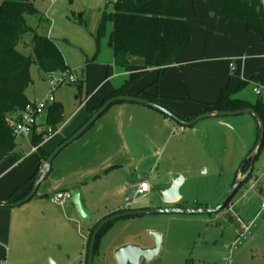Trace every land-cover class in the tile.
Returning <instances> with one entry per match:
<instances>
[{"label": "rangeland", "instance_id": "374dc122", "mask_svg": "<svg viewBox=\"0 0 264 264\" xmlns=\"http://www.w3.org/2000/svg\"><path fill=\"white\" fill-rule=\"evenodd\" d=\"M109 1L115 0H32L39 14L26 16L28 25L38 35L49 38L57 45L68 67L62 73L72 75L76 82L61 86L54 93L55 104L62 106V122L87 111L88 106L99 105L103 98L119 89L129 77L121 67H114L113 76L106 77L107 67L113 66L114 62L109 45L112 24L108 23L105 36L100 34V27L104 15L113 12V4ZM186 18L191 44L177 57V66L168 69L161 79L156 72L148 73L128 92L141 89L144 81L153 82L159 94L174 95L178 99L171 101L185 104L180 108L182 112H198L202 111L199 102H217L221 87L227 84L229 76H235L248 82V85L234 97L256 104L259 97L254 93V87H264V42L247 33L238 22L232 23L234 25L229 29L223 21L209 25L189 6ZM32 37V33L24 36L18 45L21 53L32 54ZM131 61L135 66L143 64L138 57ZM30 77L32 83L26 91L30 101L45 100L50 92L48 76L34 64ZM124 104L127 103L119 105L126 106ZM54 105L39 117L37 132L52 129L53 125L48 124V115ZM248 121L253 122L249 114L221 120L208 119L194 128H188L185 133L184 127L178 125L183 128L182 135L174 133L171 139H159L160 149L156 148L153 159L143 166L150 168L155 163L154 172L149 178L153 190L140 198L137 205L144 207L142 209L219 205L234 184L243 161L254 148V135ZM34 132L29 137L16 138V151L23 157L31 154ZM12 160L10 162L17 161L16 158ZM169 171L178 173L184 180L180 189L181 200L174 204H166L161 198L160 189L168 182L166 173ZM253 183H256L254 189L250 188ZM32 186L30 184L29 188ZM261 196L264 197V143L251 179L232 198L233 208L228 205L221 212L211 215H148L117 221L102 239L95 253L94 264H115V251L127 244L150 248L154 243L149 236L151 231L161 234L163 241L158 257L150 264H264V213L259 215L257 211ZM83 199L84 195L81 194L83 208L89 214L101 206L88 208ZM239 208L248 211L245 224L234 218L233 209ZM76 217H80L78 213ZM80 220L83 221L81 217ZM74 232L79 238L78 231ZM91 232L86 251L92 239ZM52 238L47 244L48 253L54 256L50 264L60 255L63 262L68 261L67 264H85L79 260L71 261L67 253L61 254V245L57 243L58 240L62 241L61 238ZM79 242L82 247L80 239ZM86 260L87 255L83 256V261Z\"/></svg>", "mask_w": 264, "mask_h": 264}, {"label": "crops", "instance_id": "0c3cea01", "mask_svg": "<svg viewBox=\"0 0 264 264\" xmlns=\"http://www.w3.org/2000/svg\"><path fill=\"white\" fill-rule=\"evenodd\" d=\"M181 2L185 11L187 6L191 7L196 15L209 25L222 21L212 14L206 0H182ZM234 22L237 21L225 22V27L229 29L234 25L232 24ZM176 59L173 65L168 68L152 69L148 73L156 72L163 76L168 69L177 66ZM231 67L234 70L232 65ZM125 74L129 76L126 71ZM154 84L156 85V83L144 81L141 89L136 90V92L129 91L127 95L136 96L143 88L150 87V92L157 94L160 98L166 97L174 101L178 99L174 95L159 94L155 88L157 86H152ZM255 87L264 90L262 85H255ZM257 96L262 98L264 93ZM171 100L160 99V104L179 115L200 114L204 110V104L210 103L199 102L202 104V111L192 110L185 113L180 110L181 107L185 106L184 103L178 104ZM119 104L112 106L86 133L58 154L53 161L49 181L47 180L48 177L42 183L35 199L17 207L0 208V264H50V259L54 256L48 253L47 244L50 243L53 236L62 240L57 242L61 245V254L67 253V257L71 261L79 260L80 263L87 264V260L83 261V256L87 255L85 248H87L91 228L105 218L126 209V200L135 197L138 184L143 180L149 181L154 172L155 163L150 165V168L143 166L149 163L150 159H153L154 154H156L155 149H160L158 142L161 141L159 139H171L174 133L182 135V127L156 110L135 103L124 104L126 106ZM73 116L62 122L56 132L44 140L41 144L43 150L51 153L90 118L88 110L74 118ZM252 120L253 122L248 121V123L254 135V147L258 136V125L253 117ZM217 125L220 123L217 122ZM36 128L33 132H37ZM183 130L185 133L188 128ZM65 137L67 138L64 139ZM10 160L12 159L0 165V204L7 203L12 192L18 186L26 183L40 167V161L37 158L29 159L23 165L20 164L19 160L15 162H10ZM166 176L168 182L161 187L162 192L168 188L178 173L169 171ZM140 177L142 179H139ZM253 184L256 187V183ZM75 190H79L80 194L84 195L83 200L88 208L101 205L97 211L88 213L89 218L87 220L81 221L80 217H76L77 211L72 200L66 203L65 208L58 207L50 200L57 192L65 191L73 194ZM152 190L151 185V192ZM29 191L28 186L12 201L15 202V200L22 198ZM221 196L223 195L221 194ZM139 199L132 204L130 210L144 208L137 205ZM263 201L264 197L261 196L260 206L257 209L259 215L264 213L261 208ZM229 206L233 208L234 203L231 201ZM233 210L234 218L239 223L245 224L248 211L245 209ZM80 222L82 224L81 230H78L77 223L80 224ZM73 229L78 231L79 238ZM79 239L83 243L82 247H80ZM153 246L154 243L151 247ZM55 262L57 264L68 263V261L63 262L61 255L55 259Z\"/></svg>", "mask_w": 264, "mask_h": 264}, {"label": "trees", "instance_id": "16d2710c", "mask_svg": "<svg viewBox=\"0 0 264 264\" xmlns=\"http://www.w3.org/2000/svg\"><path fill=\"white\" fill-rule=\"evenodd\" d=\"M206 1L214 16L224 22H241L247 33L253 34L259 41L264 42L263 0ZM109 3L113 4V12L104 15L100 27V34L105 36L108 31V23L111 22L112 24L109 45L113 51L114 62L113 66L107 67L106 77L112 76L114 67H122L129 73V78L119 89L107 96L99 106L92 108L88 106L87 110L90 116L110 98L127 95L129 88L150 70L168 68L173 65L176 57L182 54L191 44V33L186 11L180 0H115L109 1ZM38 14L39 11L32 0H3L0 3V165L12 158L19 160L21 165L29 159L37 158L41 166L50 155L49 152L42 149L41 144L46 138L54 134L62 123V106L55 104L56 106L54 105L48 115V124L53 125L51 131L33 133L32 144L33 147L37 148V151L24 157L17 153L13 125L15 116L31 102L26 94L32 83L30 77L31 66L37 65L40 71L47 76L68 69L63 54L57 45L49 38L38 35L28 25L26 16H37ZM27 33L33 34L30 42L31 55H25L18 50V45ZM134 57L142 59L143 64L141 66L133 65L131 60ZM76 85L81 87L80 84ZM247 85L248 82L241 78L229 76L227 84L220 90L218 101L204 104V110L200 114L210 111H238L250 108L255 110L264 121L262 98H259L256 104H252L234 97ZM136 96L157 103H161L160 99L171 100L152 94L150 87L143 88ZM168 109L183 121H192L200 115H179L170 108ZM244 162H246L244 172H247L250 161H247L246 158ZM39 170L40 167L26 183L18 186L12 192L7 199V203H13L12 200L26 187L30 184L34 185ZM251 177L252 174L246 182ZM30 191L22 198L15 200V202L26 198ZM36 196L37 193L32 199H35ZM231 201L232 199L225 208L228 207ZM112 225L113 223L102 229L98 236L95 253L98 252L102 239ZM95 227L90 230V232L92 231L91 236H93Z\"/></svg>", "mask_w": 264, "mask_h": 264}, {"label": "water", "instance_id": "95a60500", "mask_svg": "<svg viewBox=\"0 0 264 264\" xmlns=\"http://www.w3.org/2000/svg\"><path fill=\"white\" fill-rule=\"evenodd\" d=\"M119 103H135L142 106H146L153 110H156L170 119L174 120L184 128H191L203 120L206 119H221L227 117H234L238 115H251L257 122L259 133L255 143V146L252 152L247 156V161H250V166L247 172L244 173V168L246 162H244L240 170L237 173L236 179L229 192L223 198L219 205L216 207H199V208H183V207H165V208H154V209H133L126 210L123 212H119L113 214L104 220H102L96 227L90 245L88 249V258L87 264H94L95 259V248L98 240V236L101 233L102 229L114 222L142 217L148 215H176V214H186V215H211L221 212L225 206L230 202V200L234 197L236 192L244 185L246 180L252 174L254 170V164L257 160L261 147L264 143V121L258 115V113L253 109H244L238 111H210L203 114H200L192 121H183L179 119L173 112H171L168 108L163 106L160 103L154 102L152 100L131 96V95H119L110 98L107 100L90 118L87 122L80 127L74 134H72L69 138L63 141L59 146H57L49 155V157L41 164L40 170L38 173V177L32 186V189L28 196L23 200L13 202V203H2L0 204V208L2 207H17L29 202L34 195L37 193L39 187L42 183L49 177L52 171V165L54 159L60 154L64 149L77 141L84 133H86L98 120L102 117L112 106ZM184 184V180L182 176H178L174 178L168 188H166L162 192V200L165 203H175L181 199L180 189ZM72 203L74 204L78 215L82 220H87L89 218V214L84 210L82 202H81V194L79 190H75L72 194ZM149 235L153 238L154 246L150 248H142L140 245L136 244H127L115 251V264H150L160 253L161 244L163 237L161 234L156 232H149ZM51 264H55L51 262Z\"/></svg>", "mask_w": 264, "mask_h": 264}, {"label": "built area", "instance_id": "2783aa9c", "mask_svg": "<svg viewBox=\"0 0 264 264\" xmlns=\"http://www.w3.org/2000/svg\"><path fill=\"white\" fill-rule=\"evenodd\" d=\"M264 1V0H263ZM58 74V75H56ZM49 83H50V92L45 100L41 102H30L26 105V107L21 110L15 116V122L13 125V134L15 138L20 137H29L31 132L38 124V119L43 115L44 111L55 104L54 93L61 86L74 85L75 79L73 76L67 73H53L48 75ZM254 92L257 95H263V90L259 87H255ZM51 131V129L49 130ZM37 148H33L32 152H36ZM252 189L255 188V184H252ZM151 192V184L148 180H143L138 184L136 189V195L133 199L127 198L126 205L127 208H130L132 204L138 199L147 196ZM51 202L61 208H65L66 203L69 200H72L71 192H57L51 198ZM233 206V205H232ZM231 207V206H230ZM262 210H264V201L261 206ZM78 230H81V225L77 223ZM2 264V263H1Z\"/></svg>", "mask_w": 264, "mask_h": 264}]
</instances>
